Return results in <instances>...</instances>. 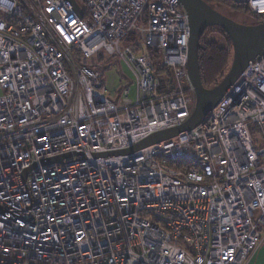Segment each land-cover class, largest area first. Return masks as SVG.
<instances>
[{
    "label": "built area",
    "instance_id": "built-area-1",
    "mask_svg": "<svg viewBox=\"0 0 264 264\" xmlns=\"http://www.w3.org/2000/svg\"><path fill=\"white\" fill-rule=\"evenodd\" d=\"M80 1L79 18L0 0V264H245L264 238V52L197 127L92 157L190 116L189 22L178 0ZM99 53L134 99L107 97Z\"/></svg>",
    "mask_w": 264,
    "mask_h": 264
},
{
    "label": "water",
    "instance_id": "water-1",
    "mask_svg": "<svg viewBox=\"0 0 264 264\" xmlns=\"http://www.w3.org/2000/svg\"><path fill=\"white\" fill-rule=\"evenodd\" d=\"M66 1L80 18L84 7L79 5L77 0ZM178 1L186 11L189 22L186 67L194 93V105L190 116L183 123L154 131L129 147L90 152L92 157L131 154L197 127L205 121L211 109L242 74L248 62L264 52V21L253 24L252 17L245 16L242 12L239 13L224 5L211 3L212 6L204 0ZM210 26L221 28L227 35L232 46V60L224 77L214 87L206 88L199 73L198 50L202 48L199 39ZM68 155L46 159L43 164L61 163Z\"/></svg>",
    "mask_w": 264,
    "mask_h": 264
},
{
    "label": "trees",
    "instance_id": "trees-1",
    "mask_svg": "<svg viewBox=\"0 0 264 264\" xmlns=\"http://www.w3.org/2000/svg\"><path fill=\"white\" fill-rule=\"evenodd\" d=\"M208 4L211 3L231 6L235 10H240L244 13H250L253 19V24L260 23L264 21V16L252 14L247 5V1H233V0H204ZM78 4L82 6V2L77 0ZM213 6V5H212ZM219 28L217 26L208 27L204 33L201 35L199 42L202 46L201 49L198 50V63H199V73L201 77V81L204 87L212 88L214 87L227 73L230 64H231V53H230V40L227 39L226 45L221 46L216 40H209L207 37L208 32L212 30V28ZM220 31L222 30L219 28ZM155 63L158 65V60H155ZM94 66V65H92Z\"/></svg>",
    "mask_w": 264,
    "mask_h": 264
},
{
    "label": "rangeland",
    "instance_id": "rangeland-1",
    "mask_svg": "<svg viewBox=\"0 0 264 264\" xmlns=\"http://www.w3.org/2000/svg\"><path fill=\"white\" fill-rule=\"evenodd\" d=\"M233 1H244V0H233ZM233 10L231 6H226ZM241 13L240 10H235ZM245 16L252 17L253 15L248 13L242 12ZM208 39L216 40L221 46L226 45V39L227 35L223 30L220 31L219 28H212L211 31L208 32L207 35ZM129 40H126V42ZM230 53L232 57V46L230 45ZM157 55L160 58V53L157 52ZM157 58V57H156ZM88 63L96 64L99 66L102 71H104V79L106 82V95L112 100L118 101V95L119 91L123 88H129V98L134 99L135 98V77L129 66L124 62V60L119 59L117 56H109L106 53H99L96 56H93L90 59H87ZM165 68H158L157 73L158 75H165L166 78H169V74L167 71H165ZM190 97H192V94L188 93ZM191 94V95H190ZM193 100H194V94H193Z\"/></svg>",
    "mask_w": 264,
    "mask_h": 264
},
{
    "label": "crops",
    "instance_id": "crops-1",
    "mask_svg": "<svg viewBox=\"0 0 264 264\" xmlns=\"http://www.w3.org/2000/svg\"><path fill=\"white\" fill-rule=\"evenodd\" d=\"M245 264H264V238L253 255Z\"/></svg>",
    "mask_w": 264,
    "mask_h": 264
}]
</instances>
